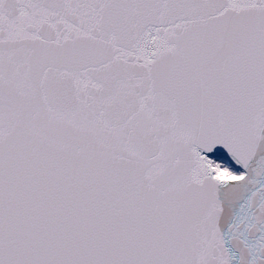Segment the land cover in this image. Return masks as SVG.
Returning a JSON list of instances; mask_svg holds the SVG:
<instances>
[{
  "label": "snow or ice",
  "instance_id": "snow-or-ice-1",
  "mask_svg": "<svg viewBox=\"0 0 264 264\" xmlns=\"http://www.w3.org/2000/svg\"><path fill=\"white\" fill-rule=\"evenodd\" d=\"M0 264H264V0H0Z\"/></svg>",
  "mask_w": 264,
  "mask_h": 264
}]
</instances>
